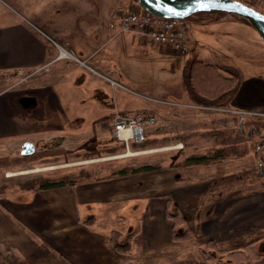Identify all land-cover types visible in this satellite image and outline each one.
<instances>
[{
	"label": "rangeland",
	"instance_id": "rangeland-1",
	"mask_svg": "<svg viewBox=\"0 0 264 264\" xmlns=\"http://www.w3.org/2000/svg\"><path fill=\"white\" fill-rule=\"evenodd\" d=\"M26 6L37 9L38 15L31 18L58 41H64L67 38L73 40L69 37V31H65V35L60 33L56 36V33H59L58 24L103 25L105 22L110 24L112 20H117L115 15H119L120 19L127 11L141 12L143 10L137 0H0V24L3 23V16H7L8 9L18 12L21 7ZM26 16L30 17L28 14ZM223 17L222 13L209 16L213 19ZM187 23L193 44L189 58L194 57L212 65L227 64L241 72L243 95H240V92L237 102L230 106L236 109L234 111L235 109L232 108L231 113L238 114H230L233 117L230 126L234 127L235 131L227 142L221 143L223 146L216 150L217 144L211 142V139L217 134L215 124H221L217 120L219 117L216 116L225 114L224 110H206L199 107L198 111L196 110L197 113L189 114L182 125L168 122L164 123L165 126L161 125L162 119H167V114L172 113L165 112L166 109H164L167 108L165 101H171V96L167 93L168 80L158 78L160 74L156 75V72L154 74L150 68L151 65L148 68V63H136L135 67L137 70L139 68L138 71H129V68H126L129 76L123 75L119 76L121 78H116L106 73V70H98L96 65L99 66V63L84 62L79 54L76 56L72 52L73 46L66 41L60 46V54L67 50L79 61L72 57L68 59L62 57V59L72 60L70 63L78 71H83L82 75L85 76L86 83L83 86L73 85L56 91L59 94L60 104L65 102L68 106H77L74 114L87 121L79 125L80 121L77 120V123L72 124V128L65 129L67 133L61 138L66 141L61 147L69 149L65 156L59 157L63 154V150L58 146L45 151L43 146L39 145V151L37 149L35 154L25 157L20 155V148L10 152L7 148L0 146V200L7 204L10 202L13 206L30 204L38 199L50 201L48 205L53 203L54 206V197L45 195V189H41L40 186L43 183L55 181L66 182V185L59 189L60 192L70 189L81 203L98 202L101 192L103 195L109 194V199L117 200L123 197V194L119 195L117 188L102 183L104 188L99 191V184L106 181L113 182L118 176H130L124 181L127 188L134 180L132 177L139 174L143 182L134 184L135 180L132 181L133 191L128 195L129 198L136 199L133 204L138 205V208L125 214L123 217L126 216V218L123 219L118 209L115 213L110 212L111 215H108L109 220H114L116 224V226L113 224L110 226L108 235L110 245L117 254L136 256L143 248L158 249L164 246L169 247L170 244L172 248L179 246L181 249L197 244L202 249L207 242L204 237L206 234L203 232L204 227L209 221H214L209 227V234L218 233L215 236L218 240L222 237H235L234 242L223 241L219 244L220 246L233 248L253 245V248L248 250L250 254L248 264H264V177L259 173V165L262 163L261 173L264 175V159L262 155H257L260 148L264 146V41L252 24L241 19L220 21L209 25H193L186 21V26ZM132 65L128 64L130 67ZM88 66L93 67L94 70ZM20 71L27 70H17L11 76H5L4 72H1L0 94H6L7 91H20L23 86L31 84L32 79L41 74L17 85L16 82L19 81L17 74L19 77ZM161 74L164 73L161 72ZM113 80L117 81V84ZM184 83L183 76L181 78L178 74L173 77L171 84L174 92L179 93L183 90ZM92 87H101L108 91L111 99L116 100L111 102L114 104L113 109L110 105L106 109L96 104L90 92ZM254 91L257 92L254 95L256 98L246 97L245 92ZM259 98L262 101L258 100ZM78 100H80L79 103ZM23 101L21 99L20 104L27 105L24 107H33V104ZM37 101L43 106L41 94ZM122 103L133 106V109L140 113L153 115L160 112L159 118L155 116L157 124L149 131L145 143L140 146L132 144L130 151L112 134V121L117 112H122L121 109L124 108ZM33 113L39 117L44 116L51 122H43L44 124L41 125L43 128L38 127V130L45 132L41 138L53 137L51 131L55 132L57 127L62 130L65 120H62L63 117L58 115V112L49 111L47 114L42 112V109H37L31 111V114ZM200 133H207L203 139L201 138L203 142L196 141L195 137L196 135L200 137ZM177 139H182L184 142L181 143H184L186 148H183V145L180 148V143L173 142ZM224 145H230V152H227ZM205 147L211 149L208 153L209 157L224 156L228 153L226 155L235 156V158L208 166L189 165L188 158L194 156L190 154L198 148ZM149 149L155 151L150 153ZM155 152L160 153L155 154ZM204 152L203 154H206L208 151ZM7 154L10 156L7 157ZM145 166H154L155 171L135 172ZM170 168H176L175 170L181 175L180 181L183 182L172 192L161 187L157 180L160 172L168 171ZM234 169L235 175L227 180V172H232ZM196 171L204 174L207 179L211 178L212 182L195 183ZM186 173L190 178L193 177L192 181L183 178L182 174ZM61 195L59 194L60 202L57 204H65L68 199ZM92 208L97 218L89 216L81 221L87 227L92 225L98 227L100 226L98 205L97 209L94 205ZM80 209L83 216L89 215L85 204H81ZM9 210L3 209L2 212L8 214L7 217L9 216L10 220L0 215L2 221L5 219L12 226L6 234H0V240L3 241L0 246V264L18 262L17 252H27L32 248L34 251L38 247L36 242H41L38 224L26 220L28 217L14 213L11 208ZM0 225L2 226L1 223ZM168 225L171 226L170 232L167 230ZM232 227L234 229H231ZM181 232L185 236L179 234ZM168 233L170 240L167 239ZM50 241L57 243L54 238ZM203 255L204 263H195L197 261L193 260L188 262L184 256L183 259L181 258L184 262L181 261L180 264H205L207 256L204 252ZM217 256L220 264L228 263L230 260L227 254H217ZM36 258L39 259L40 256ZM239 259L241 263L233 261L231 264H247L246 260Z\"/></svg>",
	"mask_w": 264,
	"mask_h": 264
},
{
	"label": "crops",
	"instance_id": "crops-1",
	"mask_svg": "<svg viewBox=\"0 0 264 264\" xmlns=\"http://www.w3.org/2000/svg\"><path fill=\"white\" fill-rule=\"evenodd\" d=\"M21 10L17 12L14 9H8L9 12H7V16H3V23L0 24V74L4 72L5 76H11L12 73L17 70L33 71L47 65H50V71L43 72L36 76L37 78L32 79L31 84L33 83V85L27 84L23 86V89L20 91H7V93L5 92L6 94H0V146L7 148L10 152L20 148V155H22L23 145L27 142H31L35 146V153L37 149L39 151V145L43 146L45 151H48L51 147L53 148V146H58L63 150V154H60L59 157L65 156V153L69 152V149L63 146L61 147V145H64L66 142L65 140H61L63 135L67 133L65 129L72 128V124L77 123V120L80 121L79 125L86 123L87 119L74 114L77 106H68L65 102L60 104L59 94L56 91H61L62 88L73 85L83 86L86 83V78L82 75L83 71H78L77 68L70 63L72 60H64L60 56V46L66 41L73 46L71 47L72 52H74L76 56L79 54V56L84 59V62L99 63V66L96 65L98 70H106V73L112 74L116 78H121L119 76L123 75L129 76L126 68H129V71H138L139 68L137 70L135 67L136 63H148V68L151 65L150 68L154 74L155 72L156 75L160 74L158 78L168 80L167 93L171 96V101H165L167 108L164 109H166L165 112L170 111L172 113L167 114V119H162L161 125L167 122L170 124L182 125V122L186 120L185 118H188L187 116L189 114L197 113L196 110L199 109V107L193 104V101H186L190 99V97L185 86L179 93H175L171 84L173 77L176 75L179 74L182 78L185 65L187 61L191 59L188 56L192 53L193 44L189 36L188 23L187 36L189 47L185 52H180L171 46H164L151 42L147 40L148 38H143L144 36L142 34L134 30L122 32L119 15H115L117 20H112L110 24H108V22H105L103 25H93L90 23L58 24L59 33L57 32L56 36H59L60 33L65 35V31H69V37L73 39L70 40L71 38H67L64 39V41H58L53 35H50L49 31L40 27L35 20L31 18L32 16L38 15L36 8H28L26 6L21 7ZM26 14L30 17L28 18ZM129 63L133 65L130 67L128 66ZM88 68L94 70L93 67L88 66ZM161 72L164 74H161ZM107 78L111 79V77ZM113 82L117 84V81L113 80ZM241 91H243L242 83L238 94ZM24 92L25 94H22ZM90 92L93 94L92 97L98 106L107 109L110 105L113 109L114 104L111 102H116V100L111 99L110 94L105 88L92 87ZM40 94L43 106L37 101ZM238 94L232 103L237 102L236 99L238 100ZM255 94H257L255 91L245 92L246 97L253 96L252 99L256 98L254 97ZM240 95H243L242 92ZM21 99L26 101L27 104H33V107H24L25 104H20ZM18 100H20L19 103H17ZM258 100L262 101L261 98ZM77 102L79 103L80 100ZM122 106L125 108H120L123 113H140V111L133 109V106L128 104L125 105L122 103ZM232 108L235 109L234 107ZM37 109H42V112H47V114L49 111L58 112V115L63 117L62 120H65L62 130L57 127L58 129H55V132H53V130L51 131L53 137L41 138L45 132L38 129L43 128L41 125L50 121L46 120L44 116L39 117L36 116L35 113L31 114V111H36ZM117 111H119V109ZM234 111H236V109ZM159 113L160 112L153 113V115L158 117ZM229 113L230 112L222 114L221 116H216L219 117L217 120L221 122L220 125L218 123L215 124L217 134L211 139V142L217 144L215 147L216 150L221 147V143L227 142L230 135L234 134L235 128H231L230 126L231 118L233 117L230 116ZM203 116L209 118L207 115ZM54 120L56 121L57 119ZM49 126L52 127L50 124ZM207 133H200V137L196 135V141L203 142L202 139ZM173 142L180 143V148L182 145L183 148H186V145L181 143L184 142L182 139H177ZM224 146H226L227 152H230V145ZM199 148L190 155H194L193 157L209 156L208 153L211 149L206 147L203 149ZM154 151L155 150H151L149 152L153 153ZM204 151L208 152L203 154L205 153ZM156 153L160 152H155V154ZM226 154H224V156L220 155L219 157L224 160L235 158V156ZM257 155H262L264 159V146L260 148ZM6 156L9 157L10 154ZM175 169L170 168L168 171L165 170L160 172L161 174L159 173L160 175L157 178L159 185L169 192H172L177 188V185H182L183 183L180 181L181 175L178 174ZM148 173H152V171H148ZM235 173V169L232 172H227V180L235 175ZM182 176L184 179L193 180V177L190 178L187 173L182 174ZM129 177L130 176L122 175L118 176L113 182L106 181L99 184V191H102L104 188L102 183H107L117 188L119 195L123 194V197L117 200H111L109 199V194L106 193L103 195L101 192L98 202L85 201L81 203L70 189L60 192L59 189L63 187L45 189L44 191L45 195L48 194L54 197V206L52 205L53 203L51 204L52 206L48 205L51 203L50 201L38 199H35V201L30 204L23 203L11 206L10 202L7 204L1 199L0 215L10 220V217H7L8 214L6 215L2 210H9V208H11L14 213L16 212L21 216L28 217L26 220L37 223L38 230H40L41 233V242H36L38 247L34 251L32 248L28 250L29 252H17L18 262H13V264H180L181 261L184 262L181 260L184 256H186V261L188 262H192L191 260H193L197 261L195 263H204L205 259L203 252L197 244H191L193 246L186 249H181L179 246L172 248L173 246H171V244L169 247L164 246L158 249L148 247L147 249L143 248L136 256H124L123 254H117L113 250L110 245L108 232L110 226H116V224L114 220H109L108 215H111L110 212L115 213L118 209L123 219L126 218V216L123 217L125 214H129L134 208H138V205L133 204L136 202V199L129 198L128 195L133 191L134 185L132 181L135 180L134 184H139L143 182V180L140 179L139 174H136L132 177L134 180L130 182V187L126 188L124 181ZM194 180L197 184L212 182L211 178L207 179V177L200 172H197ZM135 190L138 191L136 188ZM59 194L68 198L65 204H57V202H60ZM81 204H85L89 215L83 216L80 209ZM92 205L96 206V209L98 205L100 223L98 227H93V225L87 227L83 225L81 221L84 217L89 216L97 218L92 210ZM7 222L8 221L5 219H3V221L0 219V223L2 224V226L0 225V229H2L0 234H6L8 229H12V226L9 225L10 223ZM42 226H44V229H42ZM49 228L52 229L50 230ZM170 228L171 226L168 225L167 230L169 232ZM53 238L57 240V243H51L52 241H50V239ZM167 239L170 240L169 233ZM2 243L3 241L0 240V246ZM37 256H40V258L37 259Z\"/></svg>",
	"mask_w": 264,
	"mask_h": 264
},
{
	"label": "trees",
	"instance_id": "trees-1",
	"mask_svg": "<svg viewBox=\"0 0 264 264\" xmlns=\"http://www.w3.org/2000/svg\"><path fill=\"white\" fill-rule=\"evenodd\" d=\"M243 3L255 8L256 10L260 11L262 10L264 14V0H251V1H242ZM261 4V6H260ZM263 5V7H262ZM263 9H262V8ZM261 12V11H260ZM217 13H197L189 18L186 19L189 24L194 25H208L214 22L219 21H231V20H244L246 19L232 14H225L222 13L224 16L223 18H209V16H215ZM202 17V18H200ZM198 19L196 21L192 19ZM43 73V72H42ZM183 79H184V86L186 87V91L188 92V95L190 99L193 101V104H195L198 107H201L206 110H224V113L238 115L235 112H232L231 104L238 94L241 83H242V76L241 72L230 65L227 64H205L204 62L195 59L194 57L187 61L184 73H183ZM123 113V112H121ZM129 114V113H124ZM140 114V113H138ZM152 115V114H150ZM154 116V115H153ZM114 119V118H113ZM112 134H113V121H112ZM145 143V142H144ZM142 143V144H144ZM142 144H133L140 146ZM125 146V145H124ZM224 159L216 156V157H209V156H202V157H191L188 158L187 163L189 165H203L208 166L213 163H218ZM259 165V164H258ZM260 175L264 177V175L261 173V170H263V164L260 165ZM155 170L154 166H145L142 167L137 171H153ZM66 185V182L64 181H55V182H47L43 183L40 188L41 189H52V188H59ZM210 223V224H209ZM207 226L204 227L205 230H203L205 234V239H207V242L203 245L202 251L204 252L205 256H207V262L205 264H212L215 262V264H220V261L217 260V254H227L230 258L228 263L225 264H231L233 261L239 262L241 261L239 258L246 260L247 264L250 263V254L249 251L253 248V245H243L238 247H226L223 245H219L223 241H235L233 238L235 237H225L218 240L215 236L218 235V233L209 234V227L214 221H209ZM231 229H234L232 227ZM230 231V229H229ZM183 236L184 233H179ZM203 236L201 238H203ZM203 240V239H202ZM249 250V251H248ZM248 251V252H247ZM263 255V254H262ZM241 263V262H239ZM195 264V263H193ZM223 264V263H222Z\"/></svg>",
	"mask_w": 264,
	"mask_h": 264
},
{
	"label": "built area",
	"instance_id": "built-area-1",
	"mask_svg": "<svg viewBox=\"0 0 264 264\" xmlns=\"http://www.w3.org/2000/svg\"><path fill=\"white\" fill-rule=\"evenodd\" d=\"M122 32L134 30L152 42L169 45L180 52H185L189 47L187 26L184 20L165 19L153 16L142 10L141 12H125L120 18ZM61 57H72L79 61L67 50L62 51ZM50 70V65L40 67L33 71H20L16 84H22L39 73ZM157 124L155 116L145 113L124 114L117 112L113 119V137L122 142L127 149L132 144H142L147 138L149 131Z\"/></svg>",
	"mask_w": 264,
	"mask_h": 264
},
{
	"label": "water",
	"instance_id": "water-1",
	"mask_svg": "<svg viewBox=\"0 0 264 264\" xmlns=\"http://www.w3.org/2000/svg\"><path fill=\"white\" fill-rule=\"evenodd\" d=\"M149 14L165 18L186 20L190 16L207 13H225L240 16L252 24L264 41V14L239 0H137ZM22 155L35 153L31 142L23 145Z\"/></svg>",
	"mask_w": 264,
	"mask_h": 264
}]
</instances>
